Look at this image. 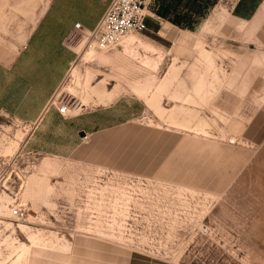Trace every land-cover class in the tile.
Here are the masks:
<instances>
[{
  "label": "rangeland",
  "instance_id": "374dc122",
  "mask_svg": "<svg viewBox=\"0 0 264 264\" xmlns=\"http://www.w3.org/2000/svg\"><path fill=\"white\" fill-rule=\"evenodd\" d=\"M263 1L153 0L82 52L74 5L0 0V264H264Z\"/></svg>",
  "mask_w": 264,
  "mask_h": 264
},
{
  "label": "built area",
  "instance_id": "2783aa9c",
  "mask_svg": "<svg viewBox=\"0 0 264 264\" xmlns=\"http://www.w3.org/2000/svg\"><path fill=\"white\" fill-rule=\"evenodd\" d=\"M153 0H111L103 16L92 30H86L76 24L70 40L79 39L84 49L100 52H111L123 41L133 35H139L146 29V19ZM57 111L60 115L68 113L65 104L59 103ZM11 216L16 221H24L25 211L22 207L12 208Z\"/></svg>",
  "mask_w": 264,
  "mask_h": 264
},
{
  "label": "crops",
  "instance_id": "0c3cea01",
  "mask_svg": "<svg viewBox=\"0 0 264 264\" xmlns=\"http://www.w3.org/2000/svg\"><path fill=\"white\" fill-rule=\"evenodd\" d=\"M66 1L69 2L70 5H74L75 8L70 13L65 14V15L60 14V16L79 19L80 23H78V24H80L82 28H84L86 30H92L96 26V24L98 23L100 18L103 16V14H104L105 10L107 9L111 0H53V2H54L53 6L56 5L55 7H58V6L60 7L61 3L66 2ZM262 4H261V6H262ZM261 6L259 8H261ZM257 11L254 12V14L251 16L250 20L247 23L251 22L254 19ZM147 20L148 19H146V23H147ZM243 22L246 23V21H243ZM243 22H241V23H243ZM263 22H264V20L261 22L260 26L263 24ZM73 28H74V24L70 27V29L68 31L64 32L65 39L67 37H70V35L73 31ZM179 39H181V37L178 38L177 43L182 44V42H180ZM53 62H55V63H52L53 64V66H52L53 68L51 69L52 72L53 71L59 72L61 70L60 69L61 68V57H57L55 59V61H53ZM71 65H73V63H71ZM46 66H48V64H46ZM48 71L49 70H46L45 77L48 76L47 75ZM30 75H31V78L29 76L28 80H27V82L29 84L33 83V82H41V83L44 82L45 77L42 78L41 76L36 75L34 73L30 74ZM51 82L52 81H50V83H48L49 85L48 84H46V85L45 84H35V85H29L30 87H26V86L25 87L27 90L28 89L33 90V88L36 87L37 89L41 88V90H43V91H45V90L48 91L49 88L51 87L50 86ZM112 96L113 95L108 94L106 92L105 95L102 94L100 97L101 98L105 97L106 99L105 100L103 99L102 102H107V100H110V98H112ZM48 97L49 98H46V100L42 106H40L38 109H36V108L33 109L32 113H34L35 116L26 119V121H29V123L38 124L37 125L38 131H42L54 123L52 126H50L53 129L56 122L60 123L63 121L60 118V114L58 113L57 108L48 105L50 99L52 98V95L51 96L49 95ZM35 101H36V99H35ZM18 113L23 114V112L20 110H18ZM22 119L24 120V117H22ZM73 125H74V127H76V121L75 120H69L68 126L71 127Z\"/></svg>",
  "mask_w": 264,
  "mask_h": 264
},
{
  "label": "bare ground",
  "instance_id": "6f19581e",
  "mask_svg": "<svg viewBox=\"0 0 264 264\" xmlns=\"http://www.w3.org/2000/svg\"><path fill=\"white\" fill-rule=\"evenodd\" d=\"M154 24H155V23H154ZM131 37L133 38V36H131ZM128 39H130V37H129ZM128 39H126V41H127ZM131 40H133V39H131ZM124 41H125V40H124ZM124 41H123V42H124ZM83 49H84V48H83ZM83 49H82V52H93V51H96V50H94V49H84V50H83ZM102 57H103V56H102ZM98 59L100 60L99 62H102L101 60H103V61L106 60V59H104V58L101 59L100 57H98ZM102 63H103V62H102ZM104 63H105V62H104ZM104 63H103V64H104Z\"/></svg>",
  "mask_w": 264,
  "mask_h": 264
},
{
  "label": "trees",
  "instance_id": "16d2710c",
  "mask_svg": "<svg viewBox=\"0 0 264 264\" xmlns=\"http://www.w3.org/2000/svg\"><path fill=\"white\" fill-rule=\"evenodd\" d=\"M166 14H167V13H166ZM166 14L163 15L164 18L166 17ZM173 22H174V24H176V25H178V26H179V25L182 26L181 22H177V21H173Z\"/></svg>",
  "mask_w": 264,
  "mask_h": 264
}]
</instances>
